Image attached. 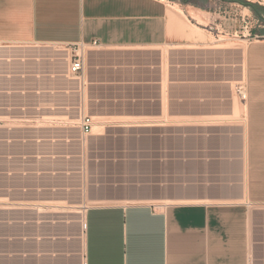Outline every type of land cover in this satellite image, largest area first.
I'll return each instance as SVG.
<instances>
[{"label": "crops", "instance_id": "crops-1", "mask_svg": "<svg viewBox=\"0 0 264 264\" xmlns=\"http://www.w3.org/2000/svg\"><path fill=\"white\" fill-rule=\"evenodd\" d=\"M175 5L174 0H0V43L134 48L173 43L208 49L188 22L196 20L188 7L186 20ZM254 36L243 49L240 72L246 92L242 157L232 155L237 149L231 143L218 142L234 140L230 130L208 124L226 113L202 109L225 100L212 91L217 83L231 82L215 75L225 71L219 64L197 62L189 79H169L168 102H189L190 113L164 116L161 63L147 65L158 68L156 76L93 79L85 60L83 95L78 81L73 89L59 87L63 95L71 91L78 97L81 134L83 116L90 115L92 131L84 136L105 141L94 149L99 154L93 161L102 169L92 187L102 192L85 209L84 264H264V31ZM184 85L190 96L171 94ZM27 108L46 110L42 118H65L70 103L48 99L43 106H26L6 99L0 118L23 116ZM169 116L183 122H162ZM96 118L102 130L93 133ZM237 159L241 175L232 168Z\"/></svg>", "mask_w": 264, "mask_h": 264}, {"label": "rangeland", "instance_id": "rangeland-1", "mask_svg": "<svg viewBox=\"0 0 264 264\" xmlns=\"http://www.w3.org/2000/svg\"><path fill=\"white\" fill-rule=\"evenodd\" d=\"M174 1L179 3L175 8L186 20V7L196 18L188 22L208 49L173 43L156 48L0 43V74H15L0 75V90L5 91L0 92V102L17 99L26 106H43L48 99L54 102L65 99L70 103L65 112L69 117L65 118L62 115L42 118L46 114L42 108H27L23 116L0 118V264H84L85 209L94 203L96 193L102 192L92 187L102 169L93 161L99 154L94 149L105 141L81 134L79 110L75 107L77 95L57 91L62 85L74 88L77 79L67 75V59L77 52L85 58L93 79H121L136 73L156 76L158 68L147 65L161 63L164 116L191 112L189 102H168L170 78L189 79L191 65L197 62L221 65L225 71L218 70L215 75L226 76L231 82L217 83L212 91L225 100L202 109L226 113L210 117L208 124L230 130L234 140L218 139V142L231 143L237 149L232 155L242 157L243 49L250 38L264 31V0ZM172 93L190 96V86L176 87ZM29 111H34L35 116H30ZM100 120L96 118L93 133L102 130ZM178 120L182 119L162 118V122L169 124L183 122ZM241 162L235 160L232 167L238 175Z\"/></svg>", "mask_w": 264, "mask_h": 264}, {"label": "built area", "instance_id": "built-area-1", "mask_svg": "<svg viewBox=\"0 0 264 264\" xmlns=\"http://www.w3.org/2000/svg\"><path fill=\"white\" fill-rule=\"evenodd\" d=\"M251 36V33L249 34ZM94 45H98L97 42H94ZM84 69H85V58L80 54L76 53L74 56H71L69 59H67V75H71L76 77L78 81V92L80 95H83L84 92V85H85V80H84ZM0 75H6V76H11L15 74H0ZM246 95L244 94V98ZM94 120L92 116L90 115H85L83 116L82 119V132L84 135H88L92 131ZM253 264V263H249Z\"/></svg>", "mask_w": 264, "mask_h": 264}, {"label": "bare ground", "instance_id": "bare-ground-1", "mask_svg": "<svg viewBox=\"0 0 264 264\" xmlns=\"http://www.w3.org/2000/svg\"><path fill=\"white\" fill-rule=\"evenodd\" d=\"M178 6V5H177ZM244 94L246 95V92H245V90H244ZM75 205V204H74ZM74 205H72V206H74ZM81 206V205H80ZM75 207V206H74ZM78 207V206H77ZM75 209V208H74ZM76 210H78V209H76Z\"/></svg>", "mask_w": 264, "mask_h": 264}, {"label": "trees", "instance_id": "trees-1", "mask_svg": "<svg viewBox=\"0 0 264 264\" xmlns=\"http://www.w3.org/2000/svg\"><path fill=\"white\" fill-rule=\"evenodd\" d=\"M184 2H187V0H184Z\"/></svg>", "mask_w": 264, "mask_h": 264}]
</instances>
